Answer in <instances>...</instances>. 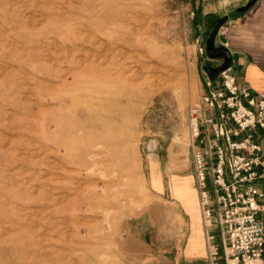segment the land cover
Segmentation results:
<instances>
[{
  "label": "rangeland",
  "instance_id": "1",
  "mask_svg": "<svg viewBox=\"0 0 264 264\" xmlns=\"http://www.w3.org/2000/svg\"><path fill=\"white\" fill-rule=\"evenodd\" d=\"M123 1L0 0V264H165L183 221L154 209L194 178L189 115L214 69L198 41L226 18Z\"/></svg>",
  "mask_w": 264,
  "mask_h": 264
},
{
  "label": "built area",
  "instance_id": "2",
  "mask_svg": "<svg viewBox=\"0 0 264 264\" xmlns=\"http://www.w3.org/2000/svg\"><path fill=\"white\" fill-rule=\"evenodd\" d=\"M200 55L206 46L198 41ZM264 96L237 82L231 67L208 78L189 115L191 161L208 264H264ZM263 165V172L257 168Z\"/></svg>",
  "mask_w": 264,
  "mask_h": 264
},
{
  "label": "crops",
  "instance_id": "3",
  "mask_svg": "<svg viewBox=\"0 0 264 264\" xmlns=\"http://www.w3.org/2000/svg\"><path fill=\"white\" fill-rule=\"evenodd\" d=\"M198 2L204 15H210V18H226L217 35L216 47H223L229 52L231 58L229 67L233 69L238 84L248 86L253 91L254 98L260 100L261 96H264V0H258L250 10L243 13H238V10L248 5L251 0H198ZM210 61L214 69L224 64L223 60L211 57ZM210 75L217 79L218 74L213 70L210 71ZM248 134H252L254 141L262 146L261 160L264 161V132L258 129L245 133ZM257 170L261 174L263 165ZM257 185L264 191V178L261 177ZM154 186L157 187L158 184ZM172 188L176 194L174 206H156L154 211L166 213L171 211L178 214L179 222L180 219L183 222L181 229L172 230L173 234L167 240V245L170 246L167 256H160L158 259L165 264H208L193 176L176 178ZM158 193L160 197L163 195L161 191ZM177 195L179 198L184 196L185 200L179 199ZM258 217L264 221V212Z\"/></svg>",
  "mask_w": 264,
  "mask_h": 264
},
{
  "label": "water",
  "instance_id": "4",
  "mask_svg": "<svg viewBox=\"0 0 264 264\" xmlns=\"http://www.w3.org/2000/svg\"><path fill=\"white\" fill-rule=\"evenodd\" d=\"M257 2L258 0H251V2L248 5L239 9L238 13H243V12L250 10ZM224 23H225V19H222L217 23V25L215 26L214 30L210 34V37L206 43L207 54L213 59L223 60L224 62V64L220 66V68L213 69V71L217 74H219L224 69L228 68L231 62L229 52L223 47H216V38L219 33V30L224 25Z\"/></svg>",
  "mask_w": 264,
  "mask_h": 264
},
{
  "label": "bare ground",
  "instance_id": "5",
  "mask_svg": "<svg viewBox=\"0 0 264 264\" xmlns=\"http://www.w3.org/2000/svg\"><path fill=\"white\" fill-rule=\"evenodd\" d=\"M124 2V4L125 5H128L129 4V2L126 0V1H123ZM105 6H107V2H106V4H104ZM103 14H101V19H103V18H105V22H104V26L103 27H105V26H107V24L109 25V23H110V21H112L113 22V20H114V17H116V15H115V13H104V12H102ZM125 19H127V18H125ZM102 27V28H103ZM111 44H109V46H107L106 45V48H105V54L104 55H102V57H103V59L104 60H106L107 58H108V55L109 54H114V51L113 50H115V48H116V46H115V42H110ZM114 47V48H113ZM77 48V47H76ZM79 48V47H78ZM83 48V47H82ZM76 51H77V49H76ZM113 57V56H112ZM83 64V63H82ZM113 83H114V81H112ZM117 83H119V82H117ZM121 83V82H120ZM119 83V84H120ZM131 83V82H130ZM135 83V82H134ZM131 85V84H130ZM132 92V93H131ZM131 92H129V93H127V94H124V95H121L119 98H120V100H119V103H122V104H126L127 106H130L131 107V109H133V107H134V102H135V98H136V96L134 95V93L135 92H137L136 91V87L134 86V85H132V91ZM108 93V92H107ZM106 95V94H105ZM99 99V98H98ZM87 183H88V181H87ZM91 184V183H90ZM64 198V197H63Z\"/></svg>",
  "mask_w": 264,
  "mask_h": 264
}]
</instances>
